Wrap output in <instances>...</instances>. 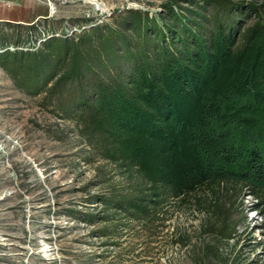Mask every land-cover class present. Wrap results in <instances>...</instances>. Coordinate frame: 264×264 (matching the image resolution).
I'll use <instances>...</instances> for the list:
<instances>
[{"label": "rangeland", "instance_id": "obj_1", "mask_svg": "<svg viewBox=\"0 0 264 264\" xmlns=\"http://www.w3.org/2000/svg\"><path fill=\"white\" fill-rule=\"evenodd\" d=\"M230 1L242 10L240 31L258 19L250 4L264 23V0ZM212 3L0 0V198H9L5 206L12 209L3 214L10 223L0 227V241L13 244L0 247L11 254L9 261L0 255V264H264V197L255 194L262 178L241 187L226 222L228 240L219 233L220 218L192 205L167 206L153 223L126 218L105 201L129 190L127 168L104 158L46 93L75 59L99 70L106 56L97 52L122 53L125 37L135 42L136 13L161 25L170 10L208 16ZM92 41L100 43L89 48ZM43 57L48 61L37 74L31 65ZM2 231L10 239L2 240Z\"/></svg>", "mask_w": 264, "mask_h": 264}, {"label": "trees", "instance_id": "obj_2", "mask_svg": "<svg viewBox=\"0 0 264 264\" xmlns=\"http://www.w3.org/2000/svg\"><path fill=\"white\" fill-rule=\"evenodd\" d=\"M248 10L258 19L242 31L230 0H213L200 19L170 10L161 25L136 13L132 47L125 37L122 53L97 52L106 56L99 70L75 59L46 89L132 177L107 206L153 223L167 206L192 205L220 218L221 237L232 238L226 222L241 187L264 180V23L259 7ZM47 61L31 67L41 74ZM255 194L264 197V185Z\"/></svg>", "mask_w": 264, "mask_h": 264}, {"label": "flooded vegetation", "instance_id": "obj_3", "mask_svg": "<svg viewBox=\"0 0 264 264\" xmlns=\"http://www.w3.org/2000/svg\"><path fill=\"white\" fill-rule=\"evenodd\" d=\"M23 197H27V195L23 194ZM8 199L9 198H3V197L0 198V227H4L5 226V228L7 227L6 224L7 223H10V221L7 222L6 220H4L6 216L3 215V214L12 211V209H9V208H11V205H10V207L9 206H5V203L7 202ZM21 200L22 199H20L17 202L16 206H14V208H13L14 210L21 209V207H22V203L20 202ZM1 233L4 234V238L2 237V240L8 239V238L10 239V237H8V236H11L9 233H7L5 231H2ZM11 243L12 242L7 243V242H1L0 241V245H1L0 247H2L6 251L7 249H10L11 246L13 245ZM19 247L27 250V247L26 246L20 245ZM21 253H23V252H21ZM0 255H3L6 261H9L8 260L9 259V255H11V254H10V251H9L7 255L5 253L0 254Z\"/></svg>", "mask_w": 264, "mask_h": 264}, {"label": "bare ground", "instance_id": "obj_4", "mask_svg": "<svg viewBox=\"0 0 264 264\" xmlns=\"http://www.w3.org/2000/svg\"><path fill=\"white\" fill-rule=\"evenodd\" d=\"M48 251H49L48 249L42 250V252H43L44 255H47L48 254Z\"/></svg>", "mask_w": 264, "mask_h": 264}]
</instances>
